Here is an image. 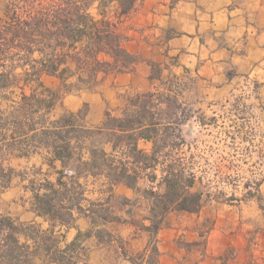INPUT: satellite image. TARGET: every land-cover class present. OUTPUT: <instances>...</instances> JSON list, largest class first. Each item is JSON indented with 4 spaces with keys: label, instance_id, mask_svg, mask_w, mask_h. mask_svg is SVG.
Masks as SVG:
<instances>
[{
    "label": "trees",
    "instance_id": "1",
    "mask_svg": "<svg viewBox=\"0 0 264 264\" xmlns=\"http://www.w3.org/2000/svg\"><path fill=\"white\" fill-rule=\"evenodd\" d=\"M136 1L0 0V157L39 154L49 166L60 164L54 180L27 186L31 210L47 227L0 214V264H78L81 238L107 243L110 222L128 223L135 233L147 235L134 255L118 237L125 259L159 264L158 232L166 215L197 212L210 196L198 188L202 177L194 165L179 153L184 141L180 122L164 117L162 104H176L169 96L155 90L127 96L118 113L107 110L95 126L85 123L83 109L50 118L58 93L44 76L56 78L68 93L92 90L105 75L133 69L137 56L123 46L120 23ZM11 180L12 168L0 162V192ZM81 180L99 183L98 193L106 197L86 198ZM120 185L134 197L119 196L121 202L115 203ZM141 200L147 202L148 214L137 218L134 208ZM79 217L89 221L88 229H77L60 246L55 227H76Z\"/></svg>",
    "mask_w": 264,
    "mask_h": 264
},
{
    "label": "rangeland",
    "instance_id": "2",
    "mask_svg": "<svg viewBox=\"0 0 264 264\" xmlns=\"http://www.w3.org/2000/svg\"><path fill=\"white\" fill-rule=\"evenodd\" d=\"M2 6L3 4L0 5V16ZM112 9L110 8V14ZM95 11L93 7L92 12ZM150 76L155 78L153 82L142 83L141 88L158 91L159 94L176 100V104L172 102L162 104L164 117L177 118L180 122L179 127L184 141L181 143L182 148L179 153L185 156L189 164L194 165L196 175L202 177L201 182L197 183L198 188L210 194L200 209L203 216L200 229L193 227V222H197L200 215L199 212L193 214L192 219L191 215L182 211H172L166 215L164 227L175 229V241L178 247L177 253L172 254L176 260L171 264H199L201 257L209 255L205 251V236L215 225L216 214L224 215V224L230 228L232 212L237 210L239 205L244 207L251 203L257 205V214L260 216L258 217L254 212V217L252 216L250 221L244 219L241 228L244 229L243 233L249 234L247 241L255 245L253 248L256 256H260V258L255 257L251 264H264V250L260 251V247L256 246L261 237V230L264 229V195L259 191L264 167V135L257 127L258 118L255 116L257 103L248 99L247 89L236 92L235 95L231 94L225 100L199 102L187 99L186 87L193 85L188 79L184 81L183 74L177 76L176 73L172 75L168 72L161 73V69L156 67L151 70ZM44 81L58 93V100L50 112V118L83 109L87 110L85 123L90 126L98 125L107 110L118 113L127 96L145 91L137 88L128 89L120 80L108 78L92 90L67 93L59 86L56 78L44 76ZM28 90L29 88H26V91ZM18 91L19 89L16 88V93ZM16 93L12 95L13 98L18 97ZM96 103L100 105L98 113L95 110ZM140 146L149 148V144L141 143ZM0 162L5 169L12 168L11 183L0 192V214H8L21 222L40 223L41 228L47 227V221L36 217L31 210V191L27 186L31 181L38 184L44 180H54L57 175L56 169L60 167L59 162L55 167L49 166L43 162L39 154L29 158L2 156ZM81 181L84 183L86 198L106 197L107 194L98 193L99 183L93 184L90 180ZM119 196L132 198L134 194L131 195V191L123 186H117L113 202L120 203ZM147 211L145 200L135 204L134 213L137 218L147 215ZM116 214L125 217L123 211H118ZM81 218L84 217L77 218L76 227L69 229L55 227L54 234L59 238L60 246L70 241L77 229L82 232L88 229L89 221ZM106 228L111 235L104 234L107 241L105 244L98 243L93 236L81 238V259L78 264H123L127 259L121 255L119 248L121 241L118 237L123 239V245L129 255L139 252L147 241L146 234L135 233L134 227L128 223L110 222ZM161 239L162 241L159 242ZM161 239L159 240L158 237V244L160 243L158 246L162 248L163 253L170 254L167 241H164L163 237ZM228 255L230 256L229 252L219 257L217 264H227ZM35 264L43 263L35 260Z\"/></svg>",
    "mask_w": 264,
    "mask_h": 264
},
{
    "label": "crops",
    "instance_id": "3",
    "mask_svg": "<svg viewBox=\"0 0 264 264\" xmlns=\"http://www.w3.org/2000/svg\"><path fill=\"white\" fill-rule=\"evenodd\" d=\"M120 32L125 37L123 46L137 56V61L131 71L107 74L101 83L118 79L128 89L148 91L141 84L153 82L151 70L159 67L161 73L183 74L184 81H190L193 86L186 87L187 99L225 100L247 89L248 99L257 103V127L264 135V0H137L123 16ZM99 108L96 103V113ZM120 186L133 194L130 188ZM259 191L264 195V167ZM238 207L237 213L232 212L230 228L224 224V215L216 214L215 225L205 236L209 255L201 257L199 264H217L227 252V264H251L255 257L260 258L255 245L247 241L249 234L241 228L244 219L250 221L254 212L258 213V207L254 203ZM182 212L191 219L199 212L193 227L200 229L202 210ZM158 237H163L170 248L169 254L159 247V264L174 263L172 254L178 251L175 229L165 228L163 221ZM259 239L256 246L263 251L264 229ZM126 263L132 264L123 261Z\"/></svg>",
    "mask_w": 264,
    "mask_h": 264
}]
</instances>
